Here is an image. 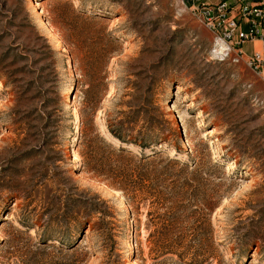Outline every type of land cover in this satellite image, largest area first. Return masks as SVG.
<instances>
[{"label": "rangeland", "instance_id": "374dc122", "mask_svg": "<svg viewBox=\"0 0 264 264\" xmlns=\"http://www.w3.org/2000/svg\"><path fill=\"white\" fill-rule=\"evenodd\" d=\"M43 43L57 52L55 74L43 82L49 71L32 68L27 79L42 94L24 105L29 119L13 114L19 90L5 87L20 65L0 79V264H155L145 216H132L123 193L86 170L76 147L85 131L115 142L106 114L130 110L139 65L149 72L153 114L180 135V159L196 160L217 192L211 221L222 257L214 264H264V84L247 58L217 42L181 0H0V60ZM242 49L252 55L253 44ZM85 98L99 107L94 126L82 129ZM74 198L93 207L73 208Z\"/></svg>", "mask_w": 264, "mask_h": 264}, {"label": "trees", "instance_id": "16d2710c", "mask_svg": "<svg viewBox=\"0 0 264 264\" xmlns=\"http://www.w3.org/2000/svg\"><path fill=\"white\" fill-rule=\"evenodd\" d=\"M110 39L112 44L118 41L113 37ZM33 53L39 57L38 60H33ZM56 54L51 45L43 43L38 48H25V54L8 53L0 60V79H8L3 72L5 69L20 65L8 72L10 77L16 78L7 80L5 87L13 86L14 90H19L17 106L12 112H22V121L30 118V113L26 110L28 106L24 105L36 98L34 93L42 94L35 85L37 82L27 79L28 75L36 72L32 68L42 65V72L49 73L47 76L42 74L39 79L46 82L49 75L55 74V61L52 59ZM7 60L11 62L6 64ZM45 62L49 63L44 66ZM139 69L141 70L134 74L138 83L134 84L136 92L133 101L129 103L130 110L119 113L116 110L106 114L108 136L115 142L101 134L96 138H87V131L78 139L76 147L83 160V167L113 189L121 191L132 209V216H145L144 228L148 232L146 242L149 243L151 252L158 255L154 258L155 264L221 262L222 255L211 221V214L219 204L215 200L217 192L206 188L210 186V179L203 177L206 172L203 173L196 160L188 163L180 159L183 154L179 146L180 135L164 115L153 114L158 111L153 108L151 100L153 87L144 84L149 72L142 65H139ZM99 90L100 87H96V96ZM46 105L54 107L58 104L46 98ZM98 107L96 99L89 101L85 98L80 104L78 115L82 129L84 126H94ZM88 113L93 114L92 118L86 116ZM72 121L71 115L70 122ZM57 124V121L49 122L50 126L57 127ZM168 148L175 151L173 156L169 154ZM57 200L63 203L61 198ZM69 202L73 208L81 204L93 207L89 200L81 198L70 199L67 203ZM90 210L92 213L96 211L93 208ZM50 220L53 221V217ZM137 220L141 224L139 217ZM63 221L67 222V216ZM90 223L87 218L84 226L88 228ZM133 229L136 234L135 225ZM77 246L75 243L67 248L75 249ZM241 264L248 262L246 260Z\"/></svg>", "mask_w": 264, "mask_h": 264}, {"label": "built area", "instance_id": "2783aa9c", "mask_svg": "<svg viewBox=\"0 0 264 264\" xmlns=\"http://www.w3.org/2000/svg\"><path fill=\"white\" fill-rule=\"evenodd\" d=\"M201 22L241 57L264 84V0H181ZM253 44L252 55L243 45ZM257 43H260L258 45Z\"/></svg>", "mask_w": 264, "mask_h": 264}, {"label": "bare ground", "instance_id": "6f19581e", "mask_svg": "<svg viewBox=\"0 0 264 264\" xmlns=\"http://www.w3.org/2000/svg\"><path fill=\"white\" fill-rule=\"evenodd\" d=\"M31 3V2H30ZM258 45H260V43H257ZM222 45H225L224 43H222ZM69 67V66H68ZM72 71H73V69H72ZM71 73V72H70ZM68 79V78H67ZM69 80H71V79H69ZM171 94V93H170ZM67 98H68V96H67ZM76 109V108H75ZM76 111H77V109L76 110H74V112L76 113ZM78 113V112H77ZM73 115H74V113H73ZM76 115V114H75ZM78 115V114H77ZM78 117V116H77ZM174 117V116H173ZM177 118V117H176ZM76 120H77V118H76ZM104 129V128H103ZM102 130V129H101ZM104 131V130H103ZM102 131V132H103ZM105 133V132H104ZM73 161L74 162H79V158H78V155L77 154H75V158L73 159Z\"/></svg>", "mask_w": 264, "mask_h": 264}]
</instances>
